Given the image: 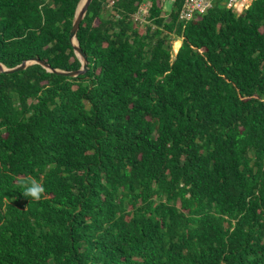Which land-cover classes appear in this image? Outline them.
<instances>
[{
  "label": "trees",
  "instance_id": "1",
  "mask_svg": "<svg viewBox=\"0 0 264 264\" xmlns=\"http://www.w3.org/2000/svg\"><path fill=\"white\" fill-rule=\"evenodd\" d=\"M78 2L0 0V64L77 71ZM75 39L83 74L0 72V264H264V0H91Z\"/></svg>",
  "mask_w": 264,
  "mask_h": 264
},
{
  "label": "built area",
  "instance_id": "2",
  "mask_svg": "<svg viewBox=\"0 0 264 264\" xmlns=\"http://www.w3.org/2000/svg\"><path fill=\"white\" fill-rule=\"evenodd\" d=\"M253 0H160L163 17L168 18L169 13L174 11L178 19L187 22L198 15H203L214 5L220 4L232 10L237 15L247 10ZM151 6L149 1L139 4L135 13V20L143 23L146 21Z\"/></svg>",
  "mask_w": 264,
  "mask_h": 264
},
{
  "label": "water",
  "instance_id": "3",
  "mask_svg": "<svg viewBox=\"0 0 264 264\" xmlns=\"http://www.w3.org/2000/svg\"><path fill=\"white\" fill-rule=\"evenodd\" d=\"M80 1L81 0H79V2ZM79 2L77 4V7L79 5ZM90 2H91V0H84V2H82V4H80V6L78 8L76 7L75 14H74V17L72 20L71 30L69 32V40L72 44V47H73L75 54L77 55V57L79 58V60L81 62V67L77 71L66 72V71L51 69L47 64L39 62L37 59H32L31 61L22 62L20 65L14 67V68H11V69H7L0 64V72H5V73L16 72V71L24 69L27 65H29L28 62H32V63L40 64L41 66H43L44 68H46L50 72H54L56 74H60L63 76L73 77V76L83 74L87 70V59H86V55L78 47L77 41L75 39V34L79 28V24H80L81 20L83 19ZM72 40L74 41V43L72 42Z\"/></svg>",
  "mask_w": 264,
  "mask_h": 264
},
{
  "label": "clouds",
  "instance_id": "4",
  "mask_svg": "<svg viewBox=\"0 0 264 264\" xmlns=\"http://www.w3.org/2000/svg\"><path fill=\"white\" fill-rule=\"evenodd\" d=\"M20 186V193L26 198L39 201L42 198V194L45 192V188L42 183L35 177H26L18 181Z\"/></svg>",
  "mask_w": 264,
  "mask_h": 264
},
{
  "label": "bare ground",
  "instance_id": "5",
  "mask_svg": "<svg viewBox=\"0 0 264 264\" xmlns=\"http://www.w3.org/2000/svg\"><path fill=\"white\" fill-rule=\"evenodd\" d=\"M82 2H84V0H81L80 2H79V5H78V7L80 6V4H82ZM77 7V8H78ZM72 42L74 43V41L72 40Z\"/></svg>",
  "mask_w": 264,
  "mask_h": 264
},
{
  "label": "rangeland",
  "instance_id": "6",
  "mask_svg": "<svg viewBox=\"0 0 264 264\" xmlns=\"http://www.w3.org/2000/svg\"><path fill=\"white\" fill-rule=\"evenodd\" d=\"M174 41H176V40H173V42H172V50H173V43H174ZM173 51H174V50H173ZM28 63L30 64V63H32V62H28Z\"/></svg>",
  "mask_w": 264,
  "mask_h": 264
}]
</instances>
